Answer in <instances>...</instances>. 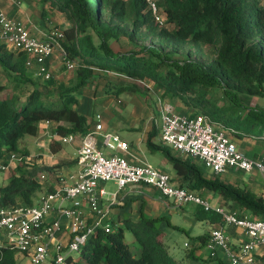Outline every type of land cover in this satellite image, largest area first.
<instances>
[{"label": "trees", "instance_id": "trees-1", "mask_svg": "<svg viewBox=\"0 0 264 264\" xmlns=\"http://www.w3.org/2000/svg\"><path fill=\"white\" fill-rule=\"evenodd\" d=\"M155 1L162 26L146 0H40L67 21L60 43L78 67L65 84L54 76L34 80L26 66V52L0 44V76L4 80L0 82V157L11 153L27 157L15 166L8 183L0 185V208L33 205L35 194L46 188L40 175L53 172V167L38 163L21 147L26 138L43 132L42 124H49V132L59 136L83 137L94 128L80 111L77 92L92 84L96 89L103 86L104 93L120 103L124 93L152 92L156 98L176 104L180 114L191 118L203 114L223 122L231 129L233 141L246 136L264 140V107L249 104L253 97L264 98V0ZM123 40L127 47L116 49ZM185 48L197 50L205 61L179 55ZM109 72L123 75L129 82L111 80L109 84L103 74ZM136 81L149 87L143 89ZM158 133L155 127L149 131L146 146L150 152H161L172 166L173 185L201 195L216 193L239 216L248 213L264 219V195L218 175L207 177L199 159L154 143ZM49 149L56 152L61 144L52 140ZM195 217L216 226L221 223L219 215L201 207ZM161 221L143 215L137 220L119 216L108 230L98 227L80 258L71 256L68 262L225 264L198 254V249L206 246V234L191 238L176 258L163 241ZM127 233L134 243L126 241ZM19 256L9 246L0 245V264H18Z\"/></svg>", "mask_w": 264, "mask_h": 264}, {"label": "built area", "instance_id": "built-area-1", "mask_svg": "<svg viewBox=\"0 0 264 264\" xmlns=\"http://www.w3.org/2000/svg\"><path fill=\"white\" fill-rule=\"evenodd\" d=\"M146 2L155 21L162 26L163 19L156 1ZM63 37V31H54L45 38H37L21 21L0 11V44L26 52L28 55L26 66L30 69L35 68L36 75L44 80L52 77L47 62L56 53L62 56L64 66L69 72L78 67L61 46L60 40ZM138 82L149 87L141 81ZM157 99L162 110L160 133L162 143L170 145L173 150L185 156L199 159L213 175L222 176L230 171L241 173L256 171L264 177V161L250 159L238 151L231 137L230 128L225 125L221 127L207 115L200 114L191 118L180 114L172 104ZM75 137L61 136L60 141L72 142ZM100 137L110 154L99 149ZM128 150L129 144L120 135L104 132L101 115L97 114L95 127L81 137V146L76 158L79 169L72 177L70 185L42 194L38 201L30 206L0 208V245L9 246L25 256L28 264H46L49 256L50 264H70L68 258L75 252L79 254L83 252L90 236L98 227L107 230L110 228V223L105 224L102 219L88 224L84 203L96 217L102 216L99 201L106 192L99 190V184L112 181L119 189L135 184L150 186L172 200L178 207L195 204L206 212L219 215L224 225L242 229L249 240L233 246L223 226L214 228L205 246L210 257L216 258L217 250H222L229 264H257L255 252L264 246V219L241 217L233 209L212 205L201 194L173 185L169 174L150 164L130 163L123 155ZM25 159L27 157L18 153L0 157V174L9 173ZM41 178L43 179L44 175ZM68 203L72 205L69 206ZM51 214L54 215L50 219ZM63 218L68 222L67 243L59 239L64 232ZM2 233L6 237H3Z\"/></svg>", "mask_w": 264, "mask_h": 264}, {"label": "crops", "instance_id": "crops-1", "mask_svg": "<svg viewBox=\"0 0 264 264\" xmlns=\"http://www.w3.org/2000/svg\"><path fill=\"white\" fill-rule=\"evenodd\" d=\"M28 4L25 2H21V0H0V11L5 12L11 18L21 21L29 29L31 34L37 38H45L47 34H49L51 31L54 32L53 29H56V28H53L55 27L54 25L44 24L41 20L38 21L36 13L33 14V11L34 12L38 11L40 12L42 16V10L46 7V4L45 5L42 4L43 5L42 8H41V4H38V6H36L37 9L34 8L32 11L27 10ZM51 10L45 11L44 9L45 17L47 19L49 18V15L53 14L55 16V13H57L54 10L52 11ZM50 22H52V19H50ZM64 22L66 24L65 25L66 27L67 26L66 19L64 20ZM57 57H58V53L54 54L52 58H50V60L47 62V65H49L50 68H53L54 66L59 65ZM32 70L33 68L31 69V71ZM124 94H127V93H124ZM79 97H80V108H82L84 111L86 110L88 114H90V116L88 115L89 118L90 117L94 118L93 121H91L92 127H95L96 116L97 114H99L101 115V122L103 124L104 132L112 133V132H109V129L113 128V113H111L109 110L108 112L106 111L102 113H97V110L95 111L94 105H95V101L98 100L97 95L92 96V97L88 95L87 96L79 95ZM112 102H113V97H112V100H110L111 104ZM118 102L120 103V101ZM111 104H109L108 107H110ZM41 127L43 129V132L38 137H31V138H37L38 143L35 146L36 150H34L33 152H30L29 155L30 157H32V159H37L38 163H41L49 167H53V172L45 174V175L43 174L44 175L43 179L41 178L42 175L40 176V178L45 181L46 188H41L36 193V195L34 196V204L38 201V199L40 198V196H42V194L46 192H53L56 189L64 185H70L73 181L72 177L77 173L79 169L76 158H77L78 150L81 146V137L76 136L72 142L62 143L58 139L59 135L51 134L49 132V128H50L49 124H42ZM151 129L152 128H150V125H149L148 128L142 132L140 137H136V138L134 137L133 139L128 140V139L121 137L124 141H126L129 144V150L127 151V153H124L123 155H125V157L130 163H133V164L148 163L151 166H153V164L147 159L143 151V146L146 145L148 133ZM126 131L128 132L127 129ZM157 137L160 138V131L157 134ZM52 140L59 142L61 144V149H59L56 152H52L49 149V143ZM98 142H99L98 143L99 149L106 154H110V151H108L104 147L101 137L98 138ZM65 144L69 145V147L64 148ZM21 147L22 148L25 147L24 142H23V145H21ZM43 152L45 154H48L49 156L50 155L51 156L55 155L57 157L60 156L62 157L61 159L63 160L58 159V160H61V162H58V160L56 161L45 160V158H41V156L44 157V155H42ZM262 158L263 159L261 160L264 161V157ZM165 167H166V163L162 162L160 163L158 167H154V168L169 174V172L165 169ZM14 168L15 166L13 167V170ZM229 173L237 174L239 172L230 171ZM6 174L10 175V173H6ZM0 175H3V174H0ZM228 175H231V174H228ZM221 178L223 179V177ZM224 180L229 181L228 179H224ZM246 182L248 183L247 185L252 191H254L257 194L264 195L263 189L261 190L260 187L253 185V182H249V181H246ZM102 185L103 184L99 185V190H103L106 192L104 196L100 197V201H99V208L101 212H103V215L100 217H96V215H94L93 213L89 211L87 204L84 203V207L86 210V218H87L86 220L88 224H93V222L99 219H102V222L106 224V223L111 222L112 220L119 218V216L120 218L123 216H128V217H131L132 219L137 220L138 218L141 217V215H143L149 218H162V221L159 224L160 228H161V225L166 223L168 227L172 226L174 228L185 231L184 228L180 227L179 225L171 224V221H168L169 220L168 216H166L167 212L169 214H172L173 212V213L180 215L181 217H184V220H188V222H190V227L192 228L191 232L192 234H195V235L188 236V240L185 241L184 247L186 246V244H188L191 241V238L205 235V234L210 235L212 229L218 228L220 225L224 227L225 231L229 235L230 242L233 246L240 245L241 243L249 240V238L247 237V235L242 229L236 228L234 226L224 225L222 221L220 225L218 226L214 225L210 221H198L195 217V211L197 207L195 208V210H190V207L188 206L189 204L182 206V207H178L172 202V200L164 197L158 190L150 186H145L142 184L128 185L123 189H119L117 187L118 188L117 191L109 192ZM146 187L150 188V191H148L149 193L146 191ZM49 188H52V189H49ZM206 194L207 193H205V195ZM217 205L223 206L225 208L228 207L224 205L223 200H221L219 204H215V206ZM185 213L190 214L189 219H186V217L184 216ZM53 215L54 214H51L49 218L50 219L53 218ZM199 223H202L203 226L200 227L198 225ZM62 224L64 226V229H63L64 232L60 235L59 239L61 240V242L67 243L69 239V235L67 234L68 232L66 230L67 224H68L67 219L63 218ZM198 228H200V230L196 231ZM198 254L202 258H211L209 255V251L207 250L206 247L198 249ZM215 259H220L225 264H229L228 258L226 257L224 251L222 250H217V256ZM255 262L257 264H264V246L259 247L257 251L255 252ZM18 264H28V259L25 256L21 255L19 256ZM212 264H216V263L213 262Z\"/></svg>", "mask_w": 264, "mask_h": 264}, {"label": "rangeland", "instance_id": "rangeland-1", "mask_svg": "<svg viewBox=\"0 0 264 264\" xmlns=\"http://www.w3.org/2000/svg\"><path fill=\"white\" fill-rule=\"evenodd\" d=\"M21 2H25L27 4L29 3L28 9H27L29 11H32L34 8L37 9L36 6H38V4H41V8L43 6L39 0H25V1L21 0ZM44 9L45 11L51 10L49 9V6L47 4ZM34 13H36L38 21L41 20L44 24L54 25L55 27L53 28H56V29H53L54 31H63L65 29V25H66L64 22L65 16L63 14L55 13V16L53 14L49 15V18L47 19L46 17L42 18L40 12L38 11L37 12L33 11V14ZM50 19H52V22H50ZM51 32L47 35H50ZM145 43L148 44L149 41H146ZM125 46L127 47V43H126V40H123L120 42V44H116V49L118 48V49L124 50ZM178 53L179 55L189 54L194 59H201L205 61V58L200 56L197 50L193 48H185V49L179 50ZM57 59H58L59 65L54 66L53 68H50L49 65H47L48 70H50L52 76L56 77L57 80H60L62 83L65 84L73 77V72H69L67 68L64 66L63 59L60 54H58ZM103 74L106 77V80H110L109 84L111 80L117 84H126L127 82H129V79L127 77L117 74V73L109 72V73H103ZM31 76L34 80L40 81V77L36 75L35 68L32 70ZM3 81H4L3 78L0 76V82H3ZM101 82L107 83L106 81H103V80H101ZM136 83L141 88L143 89L145 88V86L142 83L138 81H136ZM71 90H73V88ZM77 92L79 95H85V96L88 95L91 97L97 95L98 100L95 101V107L93 106L95 108V111L97 110V113H102L106 111L108 112V110L111 113H113V128L109 129V132L118 134L121 137L129 140V139H133L134 137L135 138L140 137L142 132L146 130L148 126L150 125V128L155 127L158 130V132L160 131L161 133V126H162L161 103L158 101V99L156 98V96H154V93L152 92L150 95L137 94V93L136 94H132V93L123 94L121 97L122 99L120 98L122 100V103H119L117 100H115L112 94L108 95L104 93L103 86H99L96 89V87L92 84L87 89H84V90L81 89V90H78ZM112 97H113V102L111 104L110 100H112ZM108 103L111 104L110 107H108L109 106ZM249 104L252 107L254 106L264 107V98L253 97L250 99ZM173 105L175 107V110L179 112L178 108L176 107V104L173 103ZM106 107L109 109H107ZM80 111L86 114L87 116L88 115L90 116V114H88L86 110L84 111L82 108H80ZM93 119H94L93 117H90L91 121H93ZM216 123L219 124L221 127L224 125L223 122L221 121L216 122ZM126 129L128 130V132L126 131ZM255 135L257 137L261 136L260 133H257ZM58 139L61 140V136H58ZM37 140H38L37 138L28 137L23 141L29 153L36 150L35 146L38 143ZM153 141L155 143L162 144L163 146L169 149H172L170 145L162 143L161 139L158 138L157 136L153 138ZM23 142L21 145H23ZM234 143L238 151L246 155L248 158L253 159V160L263 159L262 157H264V140H261L259 138H254L251 136H246L244 139H234ZM67 147H69V145L65 144L64 148H67ZM143 151L147 159L153 164L154 167H158L160 163L162 162L166 163L165 169L169 172V175L171 177L173 176L174 170L172 166L167 162L166 158L163 156L161 152H150L146 145L143 146ZM173 151L176 152L175 150ZM177 154H179V152H177ZM42 155H44V157L41 156V158H45V160L56 161L62 158L60 156L57 157L55 155L54 156L50 155L51 156L50 157L48 154H45L44 152L42 153ZM61 160H58V162H61ZM200 165H201V168L204 170L206 176L210 177L211 176L210 171L204 166L202 162L200 163ZM13 171L14 170H11L9 172L10 175L9 174L0 175V185H4L8 183L10 177L13 174ZM228 174H231V175H228ZM228 174L222 175L221 177H223V179H228L229 182L231 183H234V181L239 182L241 183V186H243L242 184L247 185L248 183L246 181L253 182V185L260 187L261 190L262 189L264 190V178L256 171L251 172V173L239 172L237 174H232V173H228ZM100 184H103L102 186L106 188V190L109 192H114L118 190L117 186L112 181L101 182ZM146 191L147 192L150 191V188L146 187ZM202 196L206 200H208L211 204H214V205L219 204L220 201L222 200V198L218 194L213 193V192H209L206 195L204 194ZM68 205L71 206L72 203H68ZM188 206L190 207V210H195V208L197 207L195 204H189ZM227 208L230 209L229 207ZM166 216H168V219H169L168 221H171V224H177L180 227L184 228L185 230V231H182L172 226L168 227L166 223L161 225V229L163 232L162 234L163 241L166 244H168L169 246L168 248L171 254L174 255L176 258H178L184 248L185 241L188 240V236L195 235V234H192L191 232L192 228L190 227V222H188V220H184V217H181L180 215L173 213V212L172 214H169L167 212ZM184 216L186 217V219H189L190 214L185 213ZM245 216L251 219H254V220L260 219L257 217H253L248 213H246ZM198 225L200 227L203 226L202 223H199ZM199 230L200 228H198L196 231H199ZM2 236L6 237L4 233H2ZM126 241L129 244L134 243V239L130 233L126 234ZM52 254L53 252H51V255ZM73 256H75L76 258H80L81 254L75 252L73 253ZM50 261H51V257L49 256L46 264H50Z\"/></svg>", "mask_w": 264, "mask_h": 264}]
</instances>
